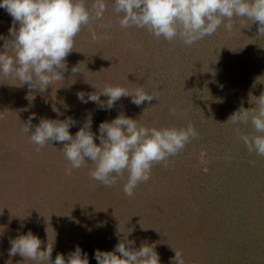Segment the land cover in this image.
<instances>
[{
  "label": "rangeland",
  "instance_id": "rangeland-1",
  "mask_svg": "<svg viewBox=\"0 0 264 264\" xmlns=\"http://www.w3.org/2000/svg\"><path fill=\"white\" fill-rule=\"evenodd\" d=\"M85 2L91 7L93 0ZM106 3L103 18L75 37L64 80L38 92L0 75V264H34L8 254L10 240L28 231L41 240V250L54 243L53 260L58 253L67 258L79 245L89 264H97L94 250L111 251L127 239L137 249L154 246L159 264H175L176 251L184 264H264V156L249 152L237 126L226 122L264 94V31L257 22L234 18L231 31L221 25L188 46L157 39L144 28H121V14L112 0ZM242 24L248 26L241 29ZM12 26V17L0 8V36L8 39ZM90 28L102 38L94 41ZM3 44L0 40V50ZM251 53L258 59L255 72L244 75L240 68ZM199 69L205 70L201 77ZM225 71L230 78L219 85L213 73ZM173 82H180L178 90L162 94ZM107 84L140 86L156 100L136 106L121 97L113 109L102 110L77 98ZM32 113L33 125L39 118L72 117L77 122L72 135L86 119L96 132L120 113L146 127L191 125L198 135L166 162L154 163L150 179L128 197L127 173L106 187L89 175L91 162L71 168L60 150L63 143H33L23 128ZM238 127L253 134L250 124Z\"/></svg>",
  "mask_w": 264,
  "mask_h": 264
},
{
  "label": "clouds",
  "instance_id": "clouds-1",
  "mask_svg": "<svg viewBox=\"0 0 264 264\" xmlns=\"http://www.w3.org/2000/svg\"><path fill=\"white\" fill-rule=\"evenodd\" d=\"M112 4L114 11L121 14L118 21L121 28H144L157 39H179L188 46L213 35L221 25L231 31L234 18L257 22L258 31H264V0H112ZM0 8L13 20L9 38L0 36L4 41L0 50V75L44 92L54 81L64 80L66 57L73 51L75 37L82 27L103 18L107 3L93 0L88 7L85 0H0ZM247 26L242 24L241 29ZM90 32L94 41L102 38L91 28ZM72 72L78 71L74 67ZM101 95L107 100L102 101ZM121 97H130L136 106L156 100L143 87L129 90L111 84L87 94L86 98L84 93L77 95L81 103L92 102L102 110L113 109ZM170 111L178 115L174 108ZM35 119L37 116L32 113L23 123L33 143L40 146L63 143L60 150L71 168L79 169L91 162L94 167L89 175L106 187L116 185L127 173L123 192L128 197L134 195L139 183L150 179L154 163L166 162L198 135L191 125L146 127L123 113L101 122L96 132L92 131L91 119H86L75 135L69 131L77 123L72 117L39 118V123L33 125ZM226 122L237 126L238 138L249 152L264 156V94L256 99L254 107L239 108ZM249 124L253 134H245L238 127ZM41 244L28 231L10 240L8 254L10 257L18 254L34 264H89L87 253L79 245L67 258L58 253L53 260L54 243L47 242L43 250ZM134 245V240H122L111 251L94 250L93 257L97 264H159L154 246L143 244L137 249ZM174 261L184 264L181 252H175Z\"/></svg>",
  "mask_w": 264,
  "mask_h": 264
},
{
  "label": "trees",
  "instance_id": "trees-1",
  "mask_svg": "<svg viewBox=\"0 0 264 264\" xmlns=\"http://www.w3.org/2000/svg\"><path fill=\"white\" fill-rule=\"evenodd\" d=\"M244 60H245V62H243L242 64H243V66H242V68H240V70H242L243 71V73H244V75L247 73H250V71L252 70V71H254L255 72V70H254V67H255V63L256 62H258V59H257V56L256 55H253L252 53H251V55L249 56V55H246L245 57H244ZM199 71L200 72H202V74H200L198 71H197V75L199 76V77H201L202 75H204L205 74V70H201V69H199ZM264 71V70H263ZM231 73V72H230ZM214 74V76H213V78H214V80L216 81V82H218V84L219 85H223L224 83H226L227 82V79L228 78H230V75H226V71H225V75H219L217 72H215V73H213ZM238 74H240V72L238 71ZM180 83V82H179ZM179 83H177V82H175V84H174V82H173V84L170 86V88L171 89H169V90H166V89H162V88H160V91H162V90H166V91H164V92H162V94H165V93H168V94H166V95H169V92H171V91H177L178 90V88H179V86H180V84ZM251 93V92H250ZM162 110V109H161ZM160 110V111H161ZM14 230V229H13ZM94 233V232H93ZM124 234V233H123ZM108 243V242H107Z\"/></svg>",
  "mask_w": 264,
  "mask_h": 264
}]
</instances>
